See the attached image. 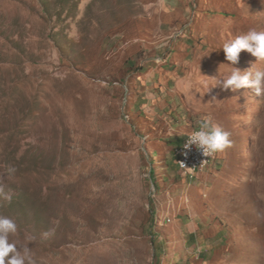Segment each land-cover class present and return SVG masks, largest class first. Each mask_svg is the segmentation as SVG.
Listing matches in <instances>:
<instances>
[{
	"label": "rangeland",
	"instance_id": "obj_1",
	"mask_svg": "<svg viewBox=\"0 0 264 264\" xmlns=\"http://www.w3.org/2000/svg\"><path fill=\"white\" fill-rule=\"evenodd\" d=\"M250 29L264 0H0L10 239L35 264H264V95L199 83L264 68L226 60ZM208 119L233 144L189 177L175 152Z\"/></svg>",
	"mask_w": 264,
	"mask_h": 264
},
{
	"label": "clouds",
	"instance_id": "obj_2",
	"mask_svg": "<svg viewBox=\"0 0 264 264\" xmlns=\"http://www.w3.org/2000/svg\"><path fill=\"white\" fill-rule=\"evenodd\" d=\"M226 60L235 65L239 61V54L242 50H247L258 61H264V31H256L250 29L235 38L229 39L223 45ZM199 83L206 89L209 86H220L222 90L236 91L243 87L254 86L258 95H264V68L251 67L246 71L234 68L226 77L216 79L214 81L200 80ZM233 141L230 139V133L225 131L221 126L215 124L208 119L204 121L198 130L187 135L183 148L188 152L193 146L205 158L213 156L215 153L223 152L231 147ZM181 166L185 164L181 162ZM15 167L10 166L8 173L13 174ZM11 199V197H8ZM18 232V225L14 218L0 214V264H35L31 249L25 244L20 245L19 241L11 240V236H15ZM44 235H48L45 233ZM34 239L28 236L27 240L31 242Z\"/></svg>",
	"mask_w": 264,
	"mask_h": 264
},
{
	"label": "built area",
	"instance_id": "obj_3",
	"mask_svg": "<svg viewBox=\"0 0 264 264\" xmlns=\"http://www.w3.org/2000/svg\"><path fill=\"white\" fill-rule=\"evenodd\" d=\"M198 130L194 129L191 130L189 133L186 134L184 140L181 142L180 146L176 149L175 155H176V165L179 170L184 172L189 177H193L195 174H197L199 171L203 170V168L208 165L210 162L211 157L205 158L201 155V153L195 148V146L192 147V149L188 152V155L185 156L184 152L187 151L183 148V144L186 142L187 135L191 134V132ZM181 162L185 164V167L181 166ZM169 221V218H167Z\"/></svg>",
	"mask_w": 264,
	"mask_h": 264
},
{
	"label": "trees",
	"instance_id": "obj_4",
	"mask_svg": "<svg viewBox=\"0 0 264 264\" xmlns=\"http://www.w3.org/2000/svg\"><path fill=\"white\" fill-rule=\"evenodd\" d=\"M13 197H15V198H16V196H13ZM15 198H14V199H15Z\"/></svg>",
	"mask_w": 264,
	"mask_h": 264
}]
</instances>
